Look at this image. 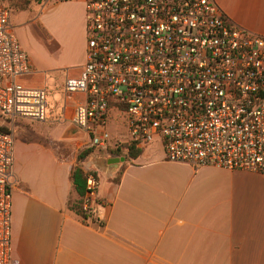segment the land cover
I'll return each mask as SVG.
<instances>
[{
  "label": "built area",
  "instance_id": "built-area-1",
  "mask_svg": "<svg viewBox=\"0 0 264 264\" xmlns=\"http://www.w3.org/2000/svg\"><path fill=\"white\" fill-rule=\"evenodd\" d=\"M83 2L87 62L64 93L84 96L73 123L90 137L86 148L112 147L107 126L117 113L138 149L160 139L170 162L264 174L263 35L238 26L215 0ZM12 14L0 0V114L12 125L46 122L48 90L19 81L33 64ZM15 142L0 126V264H13ZM100 187L92 173L82 201L87 224L102 228Z\"/></svg>",
  "mask_w": 264,
  "mask_h": 264
},
{
  "label": "crops",
  "instance_id": "crops-1",
  "mask_svg": "<svg viewBox=\"0 0 264 264\" xmlns=\"http://www.w3.org/2000/svg\"><path fill=\"white\" fill-rule=\"evenodd\" d=\"M80 2L64 4L75 18L73 43L84 50L74 67L45 66L23 49L33 71L20 83L46 88L54 104L48 121L24 119L15 128L13 264H264V174L170 162L160 139L137 160L97 151L85 162L101 182L104 227L85 224L69 210L72 173L90 142L73 123L84 96L64 93L87 62ZM215 2L238 26L264 36V0ZM51 38L56 50L70 45L69 36ZM107 132L112 146L128 144L125 120L113 116ZM112 158L126 161L117 169L97 161Z\"/></svg>",
  "mask_w": 264,
  "mask_h": 264
},
{
  "label": "rangeland",
  "instance_id": "rangeland-1",
  "mask_svg": "<svg viewBox=\"0 0 264 264\" xmlns=\"http://www.w3.org/2000/svg\"><path fill=\"white\" fill-rule=\"evenodd\" d=\"M80 1L83 2V0H51L50 3L37 2L35 8L30 12H13L15 35L18 38L21 48L27 51L30 56L44 63L45 66L65 68L64 72H67V68L74 67L78 60L84 57V50L78 46L79 43L76 45L73 43L75 39L73 28L75 18L71 15L70 9L68 10L64 4ZM37 16H39L37 19L38 22H34ZM28 17L30 18L28 19ZM67 36H69L70 45L63 46L61 50H56L57 46L51 42V37L59 41ZM78 57L80 58L74 61ZM48 102L51 112L54 103L50 98ZM114 116L120 117L117 113H114ZM121 119H124V117L121 116ZM24 121V119H18L12 125L0 114V126H3L4 129L12 131L13 133L16 132V126L23 124Z\"/></svg>",
  "mask_w": 264,
  "mask_h": 264
},
{
  "label": "trees",
  "instance_id": "trees-1",
  "mask_svg": "<svg viewBox=\"0 0 264 264\" xmlns=\"http://www.w3.org/2000/svg\"><path fill=\"white\" fill-rule=\"evenodd\" d=\"M6 3L12 12L28 11L36 5L34 0H2ZM95 149L86 148L82 150L78 157L77 166L73 170L72 180L75 196H72L69 201V210L78 216L83 223L87 224V216L83 208V198L86 194L87 178L94 172L85 169V162L96 155ZM103 152H100L102 154ZM110 155L118 157H126L128 159L137 160L143 153V150L138 149L134 144H122L121 146H112L107 152ZM124 169V168H123ZM122 171L118 174L116 182L121 179Z\"/></svg>",
  "mask_w": 264,
  "mask_h": 264
},
{
  "label": "water",
  "instance_id": "water-1",
  "mask_svg": "<svg viewBox=\"0 0 264 264\" xmlns=\"http://www.w3.org/2000/svg\"><path fill=\"white\" fill-rule=\"evenodd\" d=\"M97 161L102 165H105V166L110 165V166L114 167V169H117L121 163H124L126 161V158H112L109 160L97 159ZM98 168H99V170H102V169H100L101 167H98Z\"/></svg>",
  "mask_w": 264,
  "mask_h": 264
}]
</instances>
